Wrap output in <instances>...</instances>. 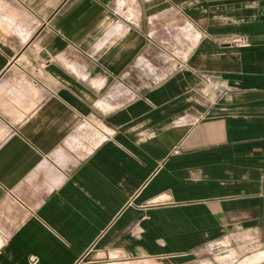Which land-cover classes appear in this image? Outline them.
Instances as JSON below:
<instances>
[{"label": "crops", "instance_id": "crops-1", "mask_svg": "<svg viewBox=\"0 0 264 264\" xmlns=\"http://www.w3.org/2000/svg\"><path fill=\"white\" fill-rule=\"evenodd\" d=\"M0 264H264V0H0Z\"/></svg>", "mask_w": 264, "mask_h": 264}, {"label": "bare ground", "instance_id": "bare-ground-1", "mask_svg": "<svg viewBox=\"0 0 264 264\" xmlns=\"http://www.w3.org/2000/svg\"><path fill=\"white\" fill-rule=\"evenodd\" d=\"M9 27V26H8Z\"/></svg>", "mask_w": 264, "mask_h": 264}]
</instances>
